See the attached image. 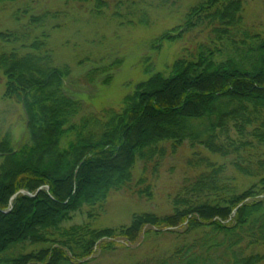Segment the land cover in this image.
<instances>
[{
  "label": "trees",
  "instance_id": "1",
  "mask_svg": "<svg viewBox=\"0 0 264 264\" xmlns=\"http://www.w3.org/2000/svg\"><path fill=\"white\" fill-rule=\"evenodd\" d=\"M135 1L114 0V13L120 15L123 6L133 12ZM64 3H92L95 15L109 6L107 0ZM241 5V0L190 5L182 23L159 36L156 46L203 23L210 41L228 47L224 54L215 57L203 46L189 51L169 73L154 72L137 82L120 110L100 113H86L83 102L66 92L71 68L56 63L48 42L47 21L56 14L29 13L28 7L14 12L16 21L26 19L0 30V77L2 97L23 108L25 133L19 142L10 129L0 137V264H84L95 246L112 247V238L136 242L164 231L179 242L133 264H264V37L244 34L248 43L236 39ZM104 70L90 68L83 76L92 83ZM104 78L108 82L110 74ZM184 142L224 161L195 157L194 151L187 163L198 173L172 197L171 213H134L128 224L101 229L61 225L70 212L131 190L132 180L146 181L139 191L149 195L146 172L154 175L166 151ZM137 161L141 173L134 179ZM236 173L255 181L240 190ZM27 243L49 246L25 251Z\"/></svg>",
  "mask_w": 264,
  "mask_h": 264
},
{
  "label": "rangeland",
  "instance_id": "2",
  "mask_svg": "<svg viewBox=\"0 0 264 264\" xmlns=\"http://www.w3.org/2000/svg\"><path fill=\"white\" fill-rule=\"evenodd\" d=\"M107 1L109 6L104 7L99 15L90 12L92 3L79 6L64 3V0H16L0 5V30L17 28L19 23L25 21L26 18L15 20L13 15L18 8L28 7L29 13L48 10L56 14L55 18L47 21L49 47L57 64H68L71 68L65 89L83 102L86 113H100L104 109L120 110L125 96L132 93L137 82L147 79L154 72L169 73L173 62L189 51L203 46L204 49L210 48L214 53L212 55L218 57L228 48L219 41H210L211 34L203 23L195 25V30L185 32L179 38L165 39L156 46V39L181 24L188 7L199 0H178L173 4L138 0L134 4L137 9L133 12L122 5L120 15L114 13V0ZM241 2L242 18L236 39L240 42L247 40L245 43H248L249 39L244 34L264 37V0ZM117 60H120L119 64L116 62L115 65ZM90 68H107L108 71L104 70L105 73L88 83L83 75ZM106 74H110V80L105 83ZM0 79V137L10 129L12 139L19 142L25 133L23 108L19 103L2 97L5 80L4 77ZM194 151L198 153L195 157L203 155L212 162L224 161V158L209 153L203 146L192 148L184 142L173 152L169 149L166 151L154 175L146 172L151 184L149 195L139 191L144 190L146 181L135 184L132 180L131 190L112 192L102 205H84L70 212V217L61 225L88 224L91 228L101 229L128 224L134 213L150 212L158 216L171 213L172 197L181 192L186 179L198 173L187 163L194 156ZM135 164L132 172L134 179L141 173V163L137 161ZM226 173L232 176L233 169L229 168ZM235 175L234 183L240 190L255 181L251 176ZM111 241L114 242L112 247L103 250L95 246L91 260L84 264H133L150 251L168 250L179 242L175 234L166 231L140 237L136 242H127L120 237ZM48 246V243H27L24 250Z\"/></svg>",
  "mask_w": 264,
  "mask_h": 264
}]
</instances>
